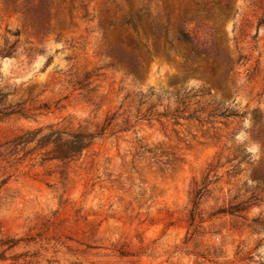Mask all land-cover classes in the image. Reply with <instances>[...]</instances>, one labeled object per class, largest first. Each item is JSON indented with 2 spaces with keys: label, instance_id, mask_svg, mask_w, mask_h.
I'll return each instance as SVG.
<instances>
[{
  "label": "rangeland",
  "instance_id": "1",
  "mask_svg": "<svg viewBox=\"0 0 264 264\" xmlns=\"http://www.w3.org/2000/svg\"><path fill=\"white\" fill-rule=\"evenodd\" d=\"M0 264H264V0H0Z\"/></svg>",
  "mask_w": 264,
  "mask_h": 264
},
{
  "label": "trees",
  "instance_id": "2",
  "mask_svg": "<svg viewBox=\"0 0 264 264\" xmlns=\"http://www.w3.org/2000/svg\"><path fill=\"white\" fill-rule=\"evenodd\" d=\"M179 37H181L182 39H184V40H187V41H190V42H192L193 41V38H192V36L189 34V33H185V32H183V31H180L179 32ZM131 58V57H130ZM130 61H124V59H119V61L121 62V63H125V64H127L133 71H136L137 70V62L134 60V58H131V59H129ZM226 60L227 61H230V58L229 57H227L226 56Z\"/></svg>",
  "mask_w": 264,
  "mask_h": 264
}]
</instances>
